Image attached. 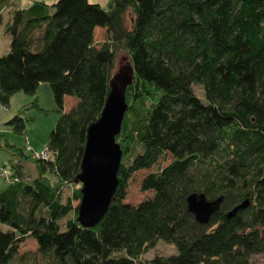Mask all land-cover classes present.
Returning a JSON list of instances; mask_svg holds the SVG:
<instances>
[{"label": "trees", "instance_id": "16d2710c", "mask_svg": "<svg viewBox=\"0 0 264 264\" xmlns=\"http://www.w3.org/2000/svg\"><path fill=\"white\" fill-rule=\"evenodd\" d=\"M4 8L9 48L0 53V105L16 92L32 96L5 124L25 135L31 113L57 117L46 136L49 155L34 157L32 177L23 160L30 154L0 133L17 178L0 189V264H257L253 256L264 252V0H0V24ZM120 54L132 82L115 136L117 186L103 215L84 227L75 177ZM41 82L49 84L52 109L38 102ZM68 96L74 100L65 109ZM143 169L150 171L140 189L151 196L125 202L129 180ZM192 192L222 197L207 223L187 210ZM27 239L35 248L21 251ZM159 239L176 251L141 260Z\"/></svg>", "mask_w": 264, "mask_h": 264}, {"label": "water", "instance_id": "95a60500", "mask_svg": "<svg viewBox=\"0 0 264 264\" xmlns=\"http://www.w3.org/2000/svg\"><path fill=\"white\" fill-rule=\"evenodd\" d=\"M131 82V66H120L109 79V91L99 117L87 127L80 171L75 177V181L81 184L76 220L84 227L92 226L103 215L117 186L121 150L115 136L120 131L127 108L125 88ZM221 199V196L207 199L203 192H192L185 200L187 210L195 220L207 223L219 208ZM246 204L247 200H243L228 215Z\"/></svg>", "mask_w": 264, "mask_h": 264}, {"label": "rangeland", "instance_id": "374dc122", "mask_svg": "<svg viewBox=\"0 0 264 264\" xmlns=\"http://www.w3.org/2000/svg\"><path fill=\"white\" fill-rule=\"evenodd\" d=\"M30 0H19L20 4L23 6L26 3H28ZM46 2L50 3L53 2L54 0H45ZM90 2H97L100 5L104 6L106 5V2L108 0H88ZM3 21L0 24V53H5L8 51L9 48V36L8 34L4 31V24L6 20L8 19L9 13L7 12V9H3ZM97 38L102 35V30H97ZM126 56L124 54H120L117 59H116V67L120 66H126L128 63ZM36 94L39 95V102L41 104H47V100L50 99L51 104L53 103V96L49 87V84L47 82H41L36 88ZM21 95H27L23 92H17L13 94L10 98L9 101V112H2L0 114V133H6L7 138L9 139L10 142H13L14 144L21 146L25 149L27 153L30 154V157L24 158V171H26L27 177H32L36 174V168H35V163L33 161L34 156L33 152H41L45 147L46 143V136L49 132V130L52 128L54 121L57 117L56 112L50 110L47 111L45 114L44 113H37L33 112V115L35 116V119L33 122L27 125V132L25 135H19L13 133L10 128L5 124V121L12 116L13 114L16 113L17 108L20 107L22 103L25 101H20ZM48 98V99H47ZM74 98L71 96H68L66 100V108L71 105L73 102ZM26 101H29L26 99ZM41 106V105H40ZM47 106V105H46ZM45 108V107H44ZM52 109V108H48ZM32 114V113H31ZM27 146L30 147V150H27ZM8 154L6 153L5 150H2L0 148V189L9 181L10 179H6V177L2 174L3 169H7L8 166ZM2 164H4L6 167H3ZM9 170V169H8ZM150 171V169H143L135 172L133 174V177L129 180L127 188H126V196L124 198L125 202H129L132 204H135L139 202L140 200L147 198L151 196V192L149 191H142L140 189V180L141 178ZM47 176L52 178V175L47 173ZM71 189L69 188H64L63 195H68L70 193ZM0 227L5 228L6 225L0 223ZM35 248V242L31 239L25 240L22 245L20 250L24 251L27 249L33 250ZM175 247L173 244L166 243L163 240L159 239L156 243V245L152 248L149 249L147 252L143 253L140 256L141 260L149 259L151 258L154 254H159V255H167L174 253ZM253 260L257 264H264V252L254 255Z\"/></svg>", "mask_w": 264, "mask_h": 264}, {"label": "crops", "instance_id": "0c3cea01", "mask_svg": "<svg viewBox=\"0 0 264 264\" xmlns=\"http://www.w3.org/2000/svg\"><path fill=\"white\" fill-rule=\"evenodd\" d=\"M26 4H27V3H26ZM26 4H25V5H26ZM25 5H23V6H25ZM21 6H22V5H21ZM16 93H17V92H16ZM36 95H37V94H36ZM37 96H38V102H39V95H37ZM31 98H32V96H30V95H28V94H27V95H21V97H20V101H25V102H27L26 99L30 100ZM67 98H68V97H65V103H66ZM47 99H48V98H47ZM25 102H24V103H25ZM52 102H53V103L51 104L50 99H48V100H47V104H46L47 106H46L45 104H41L40 102H39V104H40L42 107H45V108H54V107H55L54 100H53ZM65 103H64V108L67 109ZM22 104H23V103H22ZM68 107H69V106H68ZM17 109H18V108H17ZM3 111H4L5 113H6V112H9V105H8V107H3V106L0 105V114H1ZM32 114H33V113H32ZM5 122H6V121H5ZM13 133H14V132H13ZM4 134H6V133H4ZM8 140H9V139H8ZM11 143H13V142H11ZM8 157H9V155H8ZM6 184H7V183H6ZM6 184H5L3 187H5ZM3 187H2V188H3Z\"/></svg>", "mask_w": 264, "mask_h": 264}, {"label": "built area", "instance_id": "2783aa9c", "mask_svg": "<svg viewBox=\"0 0 264 264\" xmlns=\"http://www.w3.org/2000/svg\"><path fill=\"white\" fill-rule=\"evenodd\" d=\"M27 150H30V147L27 146ZM49 155V152L46 148H44L41 152L37 153V152H33V156L36 157V158H47ZM9 170L8 169H3L2 170V174L6 177V179H10L11 181H15L17 178L16 177H13V176H10L9 175Z\"/></svg>", "mask_w": 264, "mask_h": 264}]
</instances>
